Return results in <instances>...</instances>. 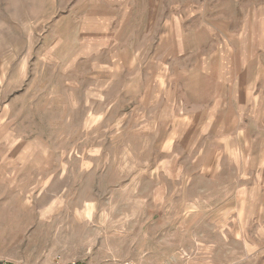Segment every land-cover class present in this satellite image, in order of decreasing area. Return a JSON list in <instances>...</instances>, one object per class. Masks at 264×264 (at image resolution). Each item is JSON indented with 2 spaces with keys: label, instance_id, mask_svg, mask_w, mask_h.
<instances>
[{
  "label": "rangeland",
  "instance_id": "obj_1",
  "mask_svg": "<svg viewBox=\"0 0 264 264\" xmlns=\"http://www.w3.org/2000/svg\"><path fill=\"white\" fill-rule=\"evenodd\" d=\"M0 260L264 264V0H0Z\"/></svg>",
  "mask_w": 264,
  "mask_h": 264
},
{
  "label": "built area",
  "instance_id": "obj_2",
  "mask_svg": "<svg viewBox=\"0 0 264 264\" xmlns=\"http://www.w3.org/2000/svg\"><path fill=\"white\" fill-rule=\"evenodd\" d=\"M0 264H16V263L7 260H0Z\"/></svg>",
  "mask_w": 264,
  "mask_h": 264
}]
</instances>
